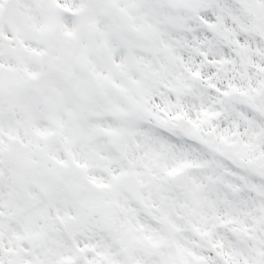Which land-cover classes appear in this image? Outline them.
<instances>
[{
  "label": "snow or ice",
  "instance_id": "obj_1",
  "mask_svg": "<svg viewBox=\"0 0 264 264\" xmlns=\"http://www.w3.org/2000/svg\"><path fill=\"white\" fill-rule=\"evenodd\" d=\"M0 264H264V0H0Z\"/></svg>",
  "mask_w": 264,
  "mask_h": 264
}]
</instances>
